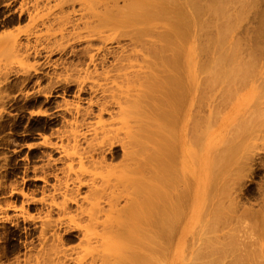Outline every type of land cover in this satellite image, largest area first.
Wrapping results in <instances>:
<instances>
[{
	"label": "bare ground",
	"instance_id": "1",
	"mask_svg": "<svg viewBox=\"0 0 264 264\" xmlns=\"http://www.w3.org/2000/svg\"><path fill=\"white\" fill-rule=\"evenodd\" d=\"M65 1L72 7L77 4L79 10L77 17L67 14L65 19L80 20L89 27L82 36L84 44H71L63 53H70L75 62H69L67 68L74 65L72 72L59 85L64 91L75 89L76 103L61 104L63 110L55 116L42 111V123L47 128L65 113L74 119L68 132H57L59 144L45 140L44 148L48 150L47 169L55 166L52 151L60 153L58 160L68 159L69 168L75 161L80 164L70 176L72 185L57 188L61 195L57 211L64 216L73 205L75 209L66 220L43 221L42 241L53 226L64 224L65 229L52 234L55 242L49 248L41 245L36 254L34 248H28L26 257L34 264H197L204 260L207 248L199 249L196 244L198 250L195 246L189 256L187 243L194 235L213 230L214 216L223 205L215 200L218 186L246 139L257 138L262 121L258 107L264 103V0ZM64 12L61 5L58 13ZM49 14V19L57 18L56 12ZM35 36L39 40L43 35ZM10 38L26 59L40 51L36 42H22L16 34ZM107 40H114L115 45L107 46ZM97 43L100 45H94ZM108 62L111 68L103 70ZM198 70L205 74L199 75ZM98 75L105 80L119 79L126 87L134 84V92L123 99L116 97L119 93L108 94L111 86L94 82ZM30 80L24 75L22 82L26 85ZM233 83L236 101L209 132L207 109L217 99H226ZM84 94L88 95L86 105L80 107L77 102ZM248 104L258 108H254L255 115L250 111L249 121ZM115 106L123 119L122 135L117 127L101 120ZM235 112L237 141L227 143L218 153L221 144H226V133L231 130L230 126L226 129L227 121ZM89 115L97 118L95 135L100 140L86 141L82 147L77 128ZM118 156V165L105 162ZM85 163L99 164L106 187L118 185V189L106 193L103 187L98 193L95 172ZM85 185L87 194L80 196ZM119 196L125 201L117 207ZM81 234L82 254L72 256L76 248L67 252L62 244ZM215 249L212 247V254ZM253 251L252 257L258 252Z\"/></svg>",
	"mask_w": 264,
	"mask_h": 264
},
{
	"label": "rangeland",
	"instance_id": "2",
	"mask_svg": "<svg viewBox=\"0 0 264 264\" xmlns=\"http://www.w3.org/2000/svg\"><path fill=\"white\" fill-rule=\"evenodd\" d=\"M49 5H51L50 9ZM61 5H64V13H58ZM72 10L75 12L73 13ZM50 12H56L57 18L49 19ZM78 13V5L75 4L73 7L66 5L65 0H0V264H34L33 259L26 257L28 248H34L33 254H36V250L41 245L49 248L55 242L52 234L63 233L65 229L64 224L53 226L46 233V239L43 240L45 243L42 244L40 235L42 222L48 218L64 217L66 220L75 209L73 205L66 210L64 216L57 211L56 204L61 201L57 188L65 184L72 185L70 176L80 168V164L75 161L69 168L67 165L69 160H58L60 153L52 151L50 158L55 159V166L53 170L47 169L48 150L44 148L45 140L59 144L57 132H68L74 119L70 114L65 113L63 118H59L46 128L42 123L45 118V113L42 111L55 116L63 110L61 104L76 103L75 89L64 91L59 84L64 83L67 74L72 72L70 68L74 65L67 68L69 62H75L70 53L63 54L65 49L71 44L81 47L84 44L82 36L89 29L88 23L84 25L80 20L72 22L70 18L65 19L67 14H70V17L75 14V18ZM11 34H16L22 42L27 39L31 44L36 42L40 51L31 53L27 59L24 58L14 48ZM37 34L43 36L37 40L35 36ZM105 43L107 46L115 45L114 40H107ZM109 63L103 70L111 68ZM101 70L97 69L98 72ZM112 73L113 71L110 72ZM198 73L205 74L204 70H198ZM24 75H29L31 78L29 83L26 81V85L22 82ZM103 78L104 75L102 77L98 75L94 76L93 80L95 83L111 86L108 94L119 93L116 97L122 96L123 99V96L131 97V93L134 92L131 89L134 84L126 87L114 77L107 80ZM125 89L129 92L126 93ZM99 95L100 93L97 92V96ZM237 95L233 83L226 99L219 98L216 100L217 103L208 104L210 106L206 112V125L212 126L209 132L217 126L220 117L234 104ZM87 96L84 94L82 100L77 102L80 107L86 105ZM124 104L122 102L123 106ZM249 105L251 104H248L247 121L252 109L255 115L256 110L261 108L259 115L262 121L258 125V135L257 138L246 139L243 150L238 151L225 180H221L218 186L220 192L215 200H220V205L222 203L224 207L221 205L223 208L220 207V213L217 215L221 217L214 216L213 222L216 224L213 225V230L202 232L195 238L194 235L187 243L189 247L186 246L185 251H189V254L187 253L189 256L199 247V249H203L204 246L207 248V254L203 253L204 260L194 261L198 262L197 264H264V253L260 256V253L264 252L260 248L264 249V103L257 109ZM117 108V106L113 107L111 114L103 113L101 120L107 124L111 123L113 128L117 127L122 135L125 133V128L121 112ZM232 115L227 121L226 129L230 126L231 130L226 133L228 135L226 144L225 142L221 144L218 153L224 150L227 143L237 141L238 114L235 112ZM96 121V117L86 116L83 124L77 128L81 135L82 147H85L86 141L93 143L100 140L99 135H95V130H98L97 126H99ZM65 143L66 141H63V144ZM105 162L110 166L118 165L121 157L112 159L108 157ZM85 164L95 172L94 189H97L98 193L101 192L99 188L103 187L106 193L118 189V185L108 184L109 187H106L99 164ZM49 172L48 177L44 179V175ZM68 173L70 175H67ZM85 194H87L86 185L80 190V196ZM124 201L125 197L119 196L117 207L123 205ZM29 202L35 205L31 207ZM101 204L108 208L106 203ZM84 206L89 208V204ZM219 219L222 222H217ZM178 222L181 220L179 219ZM181 227L174 231L177 232L176 235L181 231ZM82 239L81 234L72 241H64L62 247L66 248L67 252L70 248H76L73 249L72 256L81 255L82 253L79 252L82 249ZM194 240L196 242H193ZM196 244H200L198 248ZM212 247L213 250L217 249L213 254ZM255 248L258 252L261 250L257 252L259 256L254 253L258 259L255 255L252 257L253 254L250 256L253 249V252H256Z\"/></svg>",
	"mask_w": 264,
	"mask_h": 264
}]
</instances>
